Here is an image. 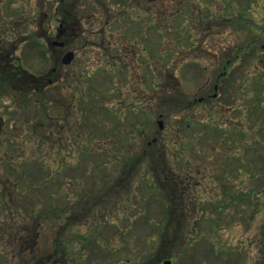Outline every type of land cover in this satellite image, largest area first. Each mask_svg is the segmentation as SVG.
Returning <instances> with one entry per match:
<instances>
[{
	"label": "rangeland",
	"instance_id": "1",
	"mask_svg": "<svg viewBox=\"0 0 264 264\" xmlns=\"http://www.w3.org/2000/svg\"><path fill=\"white\" fill-rule=\"evenodd\" d=\"M72 1L67 0L68 4ZM160 1L172 10L178 0L171 4V0ZM91 2L112 7L98 13ZM123 2L116 8L113 0L78 1L80 14L85 16L82 22L86 32L104 27L107 33L122 26L129 35L130 27L131 38L136 36L133 40L142 41V50H145L134 60L129 55L126 62L113 61L111 45V52L105 54L95 48L86 56L79 55L84 61L80 65L83 84L79 88L84 95L91 96L83 109L84 118H80L84 146L97 150L104 140L109 158L91 156L84 151L81 161L76 162L74 148L68 146L60 153L48 152L47 147L43 148L45 143L22 147V143L15 142L7 148L9 154L5 149L0 150L4 156L0 157L4 195L22 196H14L21 208V215L17 217L21 220H12L17 212L13 206L0 207L3 223L0 225V264L33 263L40 255L48 258V264H161L164 258H171L170 264H264V253L261 254L264 236L259 229L264 222V0H180L178 8L182 15L188 2L193 3L197 16L207 12L212 15L210 20L197 24L185 22L179 16L157 21L167 29L174 24L181 25L184 32L180 36L175 30L173 34H160L155 26H148L154 15L147 20L145 15L130 11L129 0ZM45 5L37 7L40 9L36 22L45 18L48 9ZM55 5L52 2L51 9ZM11 10L9 6L6 13L11 15ZM134 15L140 20L133 21ZM114 17L121 21L116 27L108 26L107 20ZM88 39L107 45V38L95 34ZM26 49L13 54L18 55L21 67L33 75L50 71L53 63L47 61L50 50L42 45ZM115 64H125V69L113 68ZM224 64L228 74L220 75ZM118 89L125 93L120 103L115 97ZM207 93L214 97L206 105L195 104L196 96ZM45 94L40 99L45 98L47 106L55 109V123H64L63 90L54 86ZM76 112L81 115L80 109ZM76 112L72 111V115ZM191 113L195 119L182 125L179 117L190 119ZM161 114L164 130L157 124ZM36 115L35 109L28 108L24 117H14L15 130L23 132L22 127H28ZM238 128L243 130L242 139ZM134 131L143 135V145L144 138L161 134L172 172L181 174L179 166L189 165L187 168L191 171L199 168L201 176L185 180L194 181L185 193L169 187L153 191L149 186L151 172L144 165L136 167L129 186V163L133 160L129 159V134ZM58 139L60 136L56 134L53 141ZM7 157L14 158L12 166L4 163ZM60 158L66 160L62 164L67 165L66 172L61 171ZM63 175L69 179L65 200L61 199L65 195ZM200 178L201 182L197 183L195 180ZM75 179L77 187L70 189L71 180ZM234 179L238 185L243 182L245 186H255L261 204L258 210L254 211L255 205L242 201L244 206L237 212L228 206L217 214L220 197L235 196L238 186L225 188L233 185ZM248 196L255 197L253 193ZM54 206L56 218L45 225L44 214ZM63 206H66V221L60 218ZM31 208L42 214H29ZM5 210L11 212H2ZM171 210L174 211L171 213ZM35 219L36 223H42L27 228ZM10 222L26 226L11 228ZM92 229L99 235H93L84 247L82 236H90ZM18 235L19 241L15 238ZM33 240L39 247L32 245ZM59 244L66 246L67 254L59 252ZM23 250H27L29 257H24Z\"/></svg>",
	"mask_w": 264,
	"mask_h": 264
},
{
	"label": "flooded vegetation",
	"instance_id": "2",
	"mask_svg": "<svg viewBox=\"0 0 264 264\" xmlns=\"http://www.w3.org/2000/svg\"><path fill=\"white\" fill-rule=\"evenodd\" d=\"M78 1L80 0H73L68 4L67 0H54L51 1V3L50 0H0V116L3 118V124L0 131V150L2 151L5 149L4 151L6 154H9L7 148L11 145H15V142L22 143V147L28 146L27 144H37L38 146H41L40 144L43 145L45 143V147L43 148L47 147L46 151L49 150L48 152L55 151L56 153H60L62 149L64 150L68 146L74 148L76 154L75 158H77L76 162H80L83 158L85 145L84 131L80 124V118H84V105L86 104V101H88L87 99H90L91 96L89 97V94L84 95L82 89L79 88L83 84V73L79 72L80 65L81 62L84 63L79 55L82 54L86 56L95 48L105 54L106 51L111 52L109 46L111 45L114 53L113 56H115L113 61L126 62V60L129 59V55L130 59L134 60L141 51L145 52V50H142L144 49L142 41H137L136 39L133 40L136 36L131 38L130 27L129 35L126 34L122 26L119 30L114 29L107 33L104 27H98L90 33L86 32V29H83L82 22L85 16L80 14L81 11L78 8L80 4ZM113 1L116 4V8L119 7L118 5H120V3H124V0ZM178 1L175 3L176 8L172 10H168L166 8V3L160 0H129V8L131 12L134 11L139 16L141 14L145 15L147 20L150 16L154 15L152 19L150 18L148 26H155L162 35L167 32L168 34H173V31L175 30L177 36H180L184 31L181 30V25L177 26L176 24L171 25L167 29L160 25L157 22L158 20L166 21L173 16H179V18L185 22L189 21L192 24H194V22L197 24V22L203 20H210L212 17L208 12L197 16V14H195V9L192 8V2H188L186 7L184 6V13L182 15L181 10L178 8L181 4ZM52 2H56V5L51 9ZM172 2H174V0H171L169 4ZM44 4L48 7L44 13L45 18L40 17L41 19L36 22V15L40 9H37V7H40V5L44 6ZM91 4L98 9V13L109 11L112 7H108L107 3L91 2ZM9 6H12L11 15L6 13ZM137 15L133 16V21L140 20ZM219 18L220 17H217V19ZM120 21L121 20L114 17L108 19L106 24L108 26L116 27V23H119ZM53 22L57 25H54ZM129 22H132L130 16ZM144 23L143 25H145ZM139 24V22L136 23V28H138ZM134 27L135 25H133V28ZM157 27H160V29ZM166 29L167 31H165ZM188 29L189 27H185V30ZM36 31L38 32L36 33ZM92 34L98 35L103 39L107 38V45L102 46V44H98L97 42L88 39ZM186 34L188 35L189 33L185 32V35ZM41 45L50 50L51 57L47 59V61H53L51 67H49L50 71L46 74L38 75L23 72L20 63L17 60L15 61V59L18 58L13 54L22 49L27 50V47L41 48ZM125 64H115L113 68L117 67L116 69L122 70L125 69ZM225 68L226 66L224 64V67L222 68L223 71L220 75L227 74V71L224 70ZM91 69L92 71L96 70L94 68ZM100 70L105 71V68L101 67ZM20 73L30 75H24L21 79L19 77ZM85 75L88 78L89 74L87 73ZM18 80L28 81L27 83L19 84L16 83ZM176 81L180 82L177 78ZM54 86L61 87L63 90V96L66 97L64 103L65 121L62 124L55 123V117L57 116L53 113L55 112V109L52 107V109H50V107L47 106L45 98H42L43 100L40 99L41 96L46 95L45 93ZM124 95L125 93L123 90L118 89L115 91V97L118 103L122 101L121 98ZM206 96L207 94L202 98H199V100H203ZM2 97L7 99V101L2 99ZM213 97L214 95L212 94L211 98ZM92 98L94 99L95 97L92 96ZM124 103H126V101ZM118 107L121 108V106ZM28 108L35 109V111L38 112V117L36 115L35 119H33L28 127H22L23 132L15 130L13 125L15 121L13 118L16 116L24 117V112L28 110ZM78 109H80V116L76 112ZM48 110H52V112H49ZM72 111L76 112L75 115H72ZM7 118H9V120ZM10 119L13 122L10 123ZM82 122L84 123V121ZM56 134L60 136V139H58V141H53ZM16 139H19L20 141H15ZM101 142L103 145L107 144L104 140ZM0 157L4 158L3 155H0ZM18 158L22 159L21 157ZM13 159L14 158L10 159L7 157L3 159V161L6 165L12 166L11 163H14L12 161ZM63 163H66V160L60 158L61 171L67 166L62 165ZM66 170L67 168L64 169L65 172ZM63 176L65 177V181H63V184H65V195L61 199L64 198L65 200L66 194L68 193L67 188L69 186V179H67L66 175ZM50 177L52 181L53 178L52 176ZM45 181L48 180L45 179ZM4 182L5 181L0 180V207L10 209V207L13 206L14 209H17V212H12H16L15 215H12L14 216L12 220L17 221V217L21 215V208L17 205V199H15L14 196H16V198L22 196L16 193V195L5 196L3 191ZM76 182V179L74 182L71 180L70 189L77 187V185H75ZM30 196L31 198L34 197V191L30 193ZM34 210V208H31L29 214L37 213L39 216L42 214L41 211L37 210L35 213ZM2 212L10 213L11 210H5ZM46 212L47 214H44V216H46L44 221H46L43 223L49 225L52 218H56L53 217V215L56 214L55 206ZM61 217L66 221V206L61 208L60 218ZM36 219L39 220L38 217H36ZM36 219L34 220L35 223L30 221V223H28L30 225H27V228L33 226L36 227L37 223H42L41 221L36 223ZM1 224L3 223L0 218V225ZM9 225L11 228H22V225L23 227L26 226L24 224L21 225L18 222H10ZM33 245L36 247V241H33Z\"/></svg>",
	"mask_w": 264,
	"mask_h": 264
},
{
	"label": "trees",
	"instance_id": "3",
	"mask_svg": "<svg viewBox=\"0 0 264 264\" xmlns=\"http://www.w3.org/2000/svg\"><path fill=\"white\" fill-rule=\"evenodd\" d=\"M168 82L170 80H167ZM27 83V80L25 81ZM172 84H175L174 82H172ZM168 93L170 92L169 90L167 91ZM163 93H166V91H164ZM143 141V140H142ZM142 141L140 143H138V147L135 148L133 150V153H130L129 151V159L132 160L131 163H129V186L132 184L134 176L136 175V167L137 166H142L143 164L145 165L144 162H146L148 168L150 169L153 178L155 179L156 182H153L151 187L152 189H161L162 187H169L171 189L177 188L180 190H184L190 183L192 182H188L185 180H189L192 178L193 172L190 170L189 165H185L184 167L179 166L181 169L179 170L181 174H178V172H171V164L167 161L166 156V149H163L162 143L160 140H156L155 142H150V143H146L143 145ZM87 147H84L85 152L87 153H91V154H99V153H103V154H109V150L106 148H101L98 151H92L90 149H86ZM179 155V154H178ZM180 156V155H179ZM140 161L142 163H140ZM124 169L125 166L123 167V173H124ZM183 174V175H182ZM170 175H173L174 177H170ZM178 175V176H177ZM264 183V182H263ZM255 184V183H254ZM238 186V187H237ZM237 187L236 189V193L235 196H231V194L229 196L226 197V199L224 197H220L218 203L216 204V206L218 207L217 209V214L220 212H223L224 210H227L226 207H233L235 212H237V209L241 206H244V202H247L249 205L252 204V206L254 205L253 203V199H251L250 196H248V194H256L255 192V186H250V185H237L236 183H233V185L225 187V188H229V189H233ZM244 199V200H243ZM254 199H256L254 197ZM205 205V204H204ZM176 205L171 206L172 208H175ZM256 206V204H255ZM262 206L264 207V204H262ZM174 211V210H173ZM172 210L170 211L171 213L173 212ZM256 211V209L254 210ZM254 214V212H253ZM68 223H66L65 225H67ZM96 230V229H95ZM94 229L90 230L93 231L92 234H90V236H86L83 234V241L82 244L84 245V247H86L88 245V243L90 242V239L92 238V236H97L99 235L98 232H96ZM18 241L21 239L20 235H18L17 237H15ZM25 238V237H24ZM23 238V239H24ZM22 239V240H23ZM59 252L62 254H67V248L65 245L59 244ZM28 250H31V248L29 247ZM25 252V256H27V250H23ZM180 251V250H178ZM175 253H177L175 251ZM39 259H36L33 263H31L32 261H30V263L24 262L25 264H46L48 262V258L44 257L42 258L41 255L40 257H38ZM45 258H47L45 260ZM31 259V258H30ZM33 260V259H31ZM44 262V263H43ZM48 264V263H47Z\"/></svg>",
	"mask_w": 264,
	"mask_h": 264
},
{
	"label": "water",
	"instance_id": "4",
	"mask_svg": "<svg viewBox=\"0 0 264 264\" xmlns=\"http://www.w3.org/2000/svg\"><path fill=\"white\" fill-rule=\"evenodd\" d=\"M1 124H2V118H1V116H0V128H1ZM162 264H169V260H165V261H163Z\"/></svg>",
	"mask_w": 264,
	"mask_h": 264
}]
</instances>
